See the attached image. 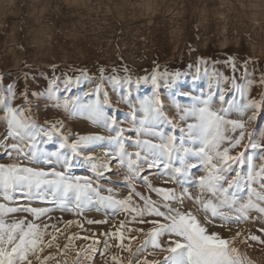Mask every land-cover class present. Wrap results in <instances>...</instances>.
<instances>
[{"label": "snow or ice", "instance_id": "6c2138e0", "mask_svg": "<svg viewBox=\"0 0 264 264\" xmlns=\"http://www.w3.org/2000/svg\"><path fill=\"white\" fill-rule=\"evenodd\" d=\"M226 62L233 75L205 67L208 90L197 95L183 87L185 73L161 71L159 66L136 80L115 72L105 76L103 68L97 78L83 71L80 77L66 76L65 90L81 78L95 86L83 97H65L62 104L57 95L59 78L50 83L46 94L53 107L86 117L108 135L76 134L70 138L63 134L60 121L38 124L32 118L28 93H22L24 103L16 105V92L12 85H6L5 94L0 96V123L5 125L0 159L6 156L17 162L0 163V264H33V259L38 264L50 260L68 264L67 259H57V254L66 258L72 251L76 256L72 264H91L97 253H110V241L131 257H142L135 264H251L233 246L241 232L224 238L212 226L215 221L223 227L264 217V128L247 130V123L256 119L255 113L264 109V94L251 96L254 85L264 86V73L259 80L254 79L245 62L242 75L237 77L235 60L229 57ZM142 84L150 87L149 94H138ZM109 88L119 97L118 103L128 106L123 119L113 108ZM165 100L170 103L166 105ZM249 111L253 115L246 122L243 117ZM233 114L239 118H231ZM124 123L129 126H122ZM49 144L56 147L48 150ZM97 148L103 149L102 160L93 155ZM84 164L92 174L76 175L73 169ZM121 170L122 184L106 175H120ZM152 175L164 178L165 184H179L184 191L177 194L174 188L156 187ZM104 182L114 186L105 187ZM138 185L159 199L139 191ZM121 186L128 189L127 195L121 196ZM189 188H195L196 194ZM186 199L195 211L184 208ZM93 209L126 214L114 230L101 234L105 237L102 250L97 247L101 240L95 233L91 237L68 235L61 248L63 230L55 223L41 222L44 217L51 221L50 213L55 210L81 216ZM253 211L259 217H250ZM199 212H203L202 217ZM20 213L31 219L17 218ZM61 223L71 227L77 222ZM131 223L148 227H127ZM78 239L91 243L77 249L73 242ZM249 240L264 244L255 234L249 233L242 242ZM133 242L138 243L135 252ZM53 247L57 254L41 255ZM157 251L166 253L162 261L147 259ZM110 260L123 264L118 255H111ZM128 264L133 261L129 259Z\"/></svg>", "mask_w": 264, "mask_h": 264}, {"label": "rangeland", "instance_id": "374dc122", "mask_svg": "<svg viewBox=\"0 0 264 264\" xmlns=\"http://www.w3.org/2000/svg\"><path fill=\"white\" fill-rule=\"evenodd\" d=\"M229 57L236 62L237 77L242 75L245 62H248V71L254 74V79L259 80L264 73V0H0V96L5 94L6 85H12L16 92L14 103L20 105L24 103L21 94L27 92L32 118L38 124L62 122L63 134L70 135V138L76 134L109 133L84 116L65 111L63 107H53L47 99L46 90L54 79L59 78L57 95L62 104L65 97H83L95 86L87 78H81L79 83L65 90L63 81L66 76L80 77L83 71L88 77L97 78L103 68L105 76L115 72L121 76L131 75L136 80L151 74L159 66L161 71L166 68L169 72L185 73L183 87L197 95L208 90V77L203 71L205 67L209 71L214 67L225 76L233 75L226 62ZM199 61H206L207 64H199ZM125 69L128 71L125 72ZM197 75L199 79H194ZM108 91L113 108L119 110L123 119L128 106L118 103L119 97L113 95L110 88ZM149 93L150 87L142 84L138 94ZM262 94L264 86L254 85L251 96L259 98ZM230 97L231 94L226 98ZM169 103L170 100H165L166 105ZM252 115L253 112L249 111L243 119L247 122ZM255 116L256 119L247 123L250 132L264 128V109L256 112ZM231 118L239 117L233 114ZM122 126L129 125L124 123ZM4 132L5 125L0 123V136ZM46 147L53 150L56 145ZM93 155L102 160L103 149L97 148ZM15 162L6 156L0 159V163ZM73 172L82 176L92 174L87 164L76 166ZM106 175L117 184H122L123 170L120 175ZM150 179L156 187L174 188L177 194L184 191L179 184H165L164 178L152 175ZM104 186L114 185L104 182ZM138 190L159 199L142 185H138ZM118 191L121 196L128 194V189L123 186ZM189 192L195 195L196 189L189 188ZM184 208L195 211L192 202L187 199ZM125 215L93 209L77 216L55 210L50 213L51 221L44 217L41 222L55 223L63 230L64 234L59 238L61 248L68 235L91 237L95 233V238L101 240L97 247L102 250L105 237L101 234L114 230V225L118 226ZM198 215L202 217L203 212ZM23 216L28 214L20 213L17 218ZM250 217H259V214L253 211ZM28 218L31 219L30 216ZM68 220L77 222L82 228L77 223L71 227L61 223ZM87 220H107V223L88 224ZM219 225L220 221H215L212 230L224 238L241 232L242 236L233 246L251 264H264V244L251 240L242 242L249 233L264 239V232L260 231L264 229V217L229 223L223 227ZM127 227H144L147 230L148 226L131 223ZM73 243L78 249L86 247L91 240L78 239ZM110 243L113 245L110 253L107 256L97 253L91 264H105V260L112 264L111 255L120 256L123 264H128L129 259L135 264L137 259L142 258L122 252L115 247V241ZM137 246L138 243L133 242V252ZM50 253L57 254L56 248L46 249L41 255ZM165 254L157 251L147 259L162 261ZM75 258V251L66 258L57 254V259H67L68 264H72ZM33 264L38 262L33 259ZM48 264H57V261L50 260Z\"/></svg>", "mask_w": 264, "mask_h": 264}, {"label": "crops", "instance_id": "0c3cea01", "mask_svg": "<svg viewBox=\"0 0 264 264\" xmlns=\"http://www.w3.org/2000/svg\"><path fill=\"white\" fill-rule=\"evenodd\" d=\"M113 11H115V10H113Z\"/></svg>", "mask_w": 264, "mask_h": 264}]
</instances>
